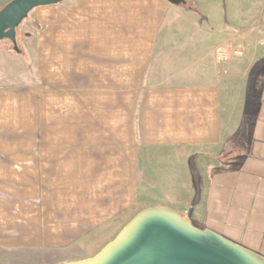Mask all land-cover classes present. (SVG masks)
Here are the masks:
<instances>
[{
    "label": "crops",
    "instance_id": "obj_1",
    "mask_svg": "<svg viewBox=\"0 0 264 264\" xmlns=\"http://www.w3.org/2000/svg\"><path fill=\"white\" fill-rule=\"evenodd\" d=\"M184 1L66 0L29 13L20 53L0 42V250L19 264L91 258L153 207L264 258V8Z\"/></svg>",
    "mask_w": 264,
    "mask_h": 264
},
{
    "label": "water",
    "instance_id": "obj_2",
    "mask_svg": "<svg viewBox=\"0 0 264 264\" xmlns=\"http://www.w3.org/2000/svg\"><path fill=\"white\" fill-rule=\"evenodd\" d=\"M64 1L12 0L0 10V42L9 41L20 53L16 29L29 13ZM61 264H264V258L211 230L195 228L171 209L153 207L136 214L95 256Z\"/></svg>",
    "mask_w": 264,
    "mask_h": 264
},
{
    "label": "rangeland",
    "instance_id": "obj_3",
    "mask_svg": "<svg viewBox=\"0 0 264 264\" xmlns=\"http://www.w3.org/2000/svg\"><path fill=\"white\" fill-rule=\"evenodd\" d=\"M11 1L12 0H0V10ZM226 3H228V0L227 1H225V0H210V1H205V2L200 1V0H192V1L189 0V1H187V5L185 7L187 9H189V8H195V7L203 8V7H209L210 6L211 8L223 9L221 6L223 4H226ZM240 4H241L240 6L242 7V9H244V11H246L249 14H251V11L256 9V8H260V7L264 8V0H243V2L240 1ZM247 19H248V22H245V25L243 26L242 30H244L247 33H251V31H252L251 20H250L251 17H248ZM17 30H19V28L16 29V31ZM16 44H17L18 50L19 51L22 50L23 45L21 43L20 38L16 37ZM0 46H1V43H0ZM12 252L13 251H11V250H6V251L0 250V264H19L20 263L19 258L14 256V253H12Z\"/></svg>",
    "mask_w": 264,
    "mask_h": 264
},
{
    "label": "built area",
    "instance_id": "obj_4",
    "mask_svg": "<svg viewBox=\"0 0 264 264\" xmlns=\"http://www.w3.org/2000/svg\"><path fill=\"white\" fill-rule=\"evenodd\" d=\"M236 54H239L238 52H236ZM187 212H184V214L182 215L185 219H187ZM188 220V219H187Z\"/></svg>",
    "mask_w": 264,
    "mask_h": 264
}]
</instances>
